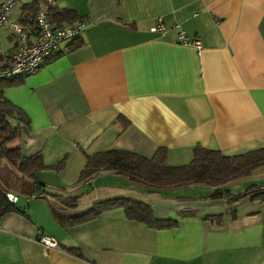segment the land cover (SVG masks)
Masks as SVG:
<instances>
[{"label":"crops","instance_id":"1","mask_svg":"<svg viewBox=\"0 0 264 264\" xmlns=\"http://www.w3.org/2000/svg\"><path fill=\"white\" fill-rule=\"evenodd\" d=\"M31 2L18 0L12 17H26ZM54 7L74 12L73 24L89 23L83 44L64 43L3 95L28 125L14 144L47 165L35 179L77 197V206L17 189L23 174L5 162L17 174L11 191L19 200L0 216V264H264L260 200L233 210L203 184L155 190L112 170L81 178L88 154L116 148L147 158L165 150L173 166L190 163L197 145L227 156L264 148V0H56ZM159 23L166 34L151 31ZM181 30L202 48L180 43ZM4 37V48H13L7 27L1 46ZM63 159L62 168L51 167ZM253 183L264 184V166L230 189L239 194ZM120 198L149 205L156 225L120 206L71 222ZM41 233L57 248L46 250Z\"/></svg>","mask_w":264,"mask_h":264},{"label":"trees","instance_id":"2","mask_svg":"<svg viewBox=\"0 0 264 264\" xmlns=\"http://www.w3.org/2000/svg\"><path fill=\"white\" fill-rule=\"evenodd\" d=\"M39 2L40 0H32L25 6V11L28 13L38 12L41 7ZM51 20L57 27H64L77 21L74 12L55 8L54 5L51 7ZM72 41H74L72 47L83 44L81 35ZM14 80L0 81V216L14 210L16 206V203L7 199L6 194L12 190V184L17 174L3 166L5 162L10 163L19 173L23 174L21 183H16L17 189L31 194L53 195L57 202L76 207L77 197H66L63 194L54 193L35 179L38 171L47 168L42 154L25 158L21 154V148L14 144L28 126H26L25 115L21 109L3 95V86L14 83ZM86 160L85 167L81 171L83 180L101 171L112 170L129 177L133 182L145 184L155 190L199 184L207 185L213 190L210 198L226 200L233 210L239 203L245 201L260 200L264 202L263 183H253L239 194L233 193L230 189L232 183L250 178L255 170L264 165V148L240 155L227 156L220 150L197 145L191 162L179 166L170 165L167 161L166 151L161 149L152 158L116 148L88 154ZM65 163L66 159H63L51 167L62 168ZM116 206L124 207L127 215L132 219L145 221L149 225H156L158 221L153 216L151 207L143 201L120 198L99 201L89 212L71 218V222L82 223L91 220L104 210ZM54 207L56 216L60 220H64L65 217L59 214V208L56 205Z\"/></svg>","mask_w":264,"mask_h":264},{"label":"built area","instance_id":"3","mask_svg":"<svg viewBox=\"0 0 264 264\" xmlns=\"http://www.w3.org/2000/svg\"><path fill=\"white\" fill-rule=\"evenodd\" d=\"M55 1L46 0L38 12L29 13L23 19H14L12 12L18 0H4L0 6V33L7 27L14 40V46L5 49L0 45V81L35 74L49 58L60 52L64 43L74 40L86 29L89 24L87 21L57 27L51 20V7ZM151 31L166 34L167 28L159 23L152 27ZM179 42L202 48L201 40L191 37L184 30L179 33ZM6 196L12 203L19 200V194L13 191H8ZM38 239L46 250L58 246V240L50 235L41 233Z\"/></svg>","mask_w":264,"mask_h":264},{"label":"rangeland","instance_id":"4","mask_svg":"<svg viewBox=\"0 0 264 264\" xmlns=\"http://www.w3.org/2000/svg\"><path fill=\"white\" fill-rule=\"evenodd\" d=\"M1 40H2V43H1V44H2L3 48H4V47L7 48V47H8V41L5 39V37L2 38ZM263 166H264V165H263ZM263 166H262V167H263Z\"/></svg>","mask_w":264,"mask_h":264}]
</instances>
